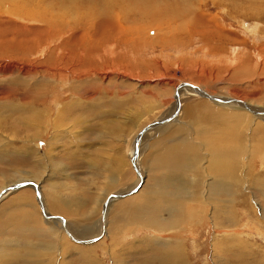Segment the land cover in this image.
<instances>
[{
    "label": "rangeland",
    "instance_id": "obj_1",
    "mask_svg": "<svg viewBox=\"0 0 264 264\" xmlns=\"http://www.w3.org/2000/svg\"><path fill=\"white\" fill-rule=\"evenodd\" d=\"M180 82L264 108V0H0V192L88 240L144 179L88 245L4 196L0 264H264L261 114L185 89L131 157Z\"/></svg>",
    "mask_w": 264,
    "mask_h": 264
},
{
    "label": "water",
    "instance_id": "obj_2",
    "mask_svg": "<svg viewBox=\"0 0 264 264\" xmlns=\"http://www.w3.org/2000/svg\"><path fill=\"white\" fill-rule=\"evenodd\" d=\"M185 88H190L194 94H195V91L197 90V87L195 86H191L190 83L188 82H180L176 88H175V91H174V106H173V109H172V113H170L166 118H163V119H160V120H157L155 122H153L152 124H150L149 126L145 127L142 131H140L138 134H136L132 140V155H135L136 153H138V145H139V141H140V137L142 136V134L148 130L150 127H153V126H165L167 124H169L170 122H172L174 120V118H176L178 115V103H179V100L181 99V95H180V91L182 90H185ZM198 96L200 98H204V99H207L208 101L212 102V103H215V104H219V105H228V106H234L238 109H242V110H245V111H248L250 112L251 114H253L255 117H259L258 115L261 114L263 115L264 113L262 112V109L263 108H260L258 106H252L250 105L249 103L247 102H244V101H241V100H238V99H234V98H231V97H225V96H219V95H209L205 92H202V93H197ZM264 110V109H263ZM136 159H130V162L132 164V167L135 171V174H136V177H137V185L131 189V190H127V192L125 193H117L116 195H113V196H110L109 198L106 199V201L104 202L103 204V207H102V215L100 217V233L91 238V239H88V240H82V239H78V238H75V237H72L69 232H68V228L67 225H66V220L61 217V216H58V215H53V214H50L48 212H46V209L42 203V197H41V187H40V184L32 181V180H20L14 184H11L9 185L8 187L6 188H3L2 191L0 192V199L3 198L4 196L8 195V194H12L14 192H17L18 190H21L23 188H31L33 189L34 191V194H35V198H36V201H37V204H38V207H39V210H40V213L42 215L43 218H45L46 220H51V221H58L61 223V226H62V229L64 230V232L67 234L68 238L73 241L74 243H77V244H80V245H88V244H92L94 242H96L97 240H99L102 235L104 234V229H105V215H106V210H107V207L109 205L110 202L112 201H115V200H118V199H121L127 195H132L134 193H136L140 187L142 186L143 184V177L140 175V172L136 166Z\"/></svg>",
    "mask_w": 264,
    "mask_h": 264
},
{
    "label": "bare ground",
    "instance_id": "obj_3",
    "mask_svg": "<svg viewBox=\"0 0 264 264\" xmlns=\"http://www.w3.org/2000/svg\"><path fill=\"white\" fill-rule=\"evenodd\" d=\"M62 4V3H61ZM135 7V6H134ZM32 8V7H31ZM157 9V8H156ZM23 10V9H22ZM112 18V17H111ZM157 18V17H156ZM198 18V17H197ZM102 19V18H101ZM110 21V20H109ZM112 22V21H111ZM111 22H109V23H111ZM107 23V22H106ZM5 24V23H4ZM108 24V23H107ZM51 25V24H50ZM94 25V24H93ZM115 25V24H114ZM190 25V24H189ZM112 26H113V24H112ZM116 26V25H115ZM104 27V26H103ZM94 28V27H93ZM118 28V27H117ZM92 30V29H91ZM93 30H95V28L93 29ZM110 30V29H109ZM108 30V31H109ZM30 31V30H29ZM125 31V30H124ZM123 31V32H124ZM47 32V31H46ZM111 32H113L114 33V31H111ZM118 32V31H117ZM30 33V32H29ZM99 33V32H98ZM107 32H105V34H106ZM109 33V32H108ZM107 33V34H108ZM24 34V33H23ZM31 34H32V32H31ZM117 34V33H116ZM121 34V33H120ZM27 36V35H26ZM105 36V35H104ZM104 36H102V37H104ZM108 36V35H107ZM110 36V35H109ZM127 36V35H126ZM95 37V36H94ZM93 37V38H94ZM96 38V37H95ZM107 39V38H106ZM111 39V38H110ZM15 43V42H14ZM23 45V44H22ZM10 46V45H9ZM8 47V46H7ZM15 47V46H14ZM17 47V46H16ZM6 49V48H5ZM17 49V48H16ZM13 51V50H12ZM5 52H7V51H5ZM3 54V53H2ZM74 56V55H73ZM78 59V58H77ZM81 60V59H80ZM77 69V68H76ZM191 86H193L192 84H191ZM185 89H187V91L189 92V94H193V95H195L196 97H199L198 96V94L197 93H202V91L200 90V89H198L197 88V90L195 91V94H194V92L190 89V88H185ZM209 95H212V93H208ZM180 95H181V97H183V95L184 94H182V90L180 91ZM192 95V96H193ZM214 96V95H213ZM219 96H222V95H219ZM33 97V96H32ZM31 97V98H32ZM200 98V97H199ZM44 100H45V97H44V95H42V94H36V96H35V98L33 97V99L31 100L32 101V104H36L37 105V103L38 104H41V102L43 103L44 102ZM30 104V103H29ZM206 104V103H205ZM205 104H204V106H205ZM36 105H34L33 107H30V105H28L27 103L26 104H23V105H21L23 108H25V110H23V112H25L26 111V109L28 108V109H30V111H31V114L29 115V116H26V119H25V122L27 123V122H34V121H38L39 119H40V116H39V113H37L38 112V108L36 109L35 107H36ZM200 106H201V104H199ZM207 105V104H206ZM22 107H20L21 109H23ZM178 107H180V100H179V103H178ZM206 108V107H205ZM231 108H236V107H234V106H231ZM196 109V108H195ZM194 109V110H195ZM199 109V108H198ZM208 109V108H207ZM264 109V108H263ZM262 109V112L264 113V110ZM63 110L64 111H66V106L65 107H63ZM17 111H19V110H17ZM207 111V110H206ZM20 112V111H19ZM170 113H171V111H170ZM169 113V114H170ZM194 113V112H193ZM193 113H189V115H192ZM63 114V113H62ZM168 114V115H169ZM240 117V116H239ZM238 117V118H239ZM241 118V117H240ZM258 118V117H257ZM58 119H59V117H58ZM61 119V118H60ZM262 120L264 121V114L262 115ZM1 121V120H0ZM147 126H149V125H147ZM146 126V127H147ZM159 128V127H161V126H153V127H150L148 130H146L143 134H146L148 131H150L151 129H154V128ZM144 129V128H143ZM142 129V130H143ZM141 130V131H142ZM142 134V135H143ZM142 137V136H141ZM165 153H166V151H165ZM164 153V154H165ZM134 155H132L131 157H133ZM169 156V155H168ZM168 156H166V157H168ZM135 159V158H134ZM133 159V160H134ZM176 165V164H175ZM140 172V171H139ZM140 175L142 176V174H141V172H140ZM143 177V176H142ZM133 189V188H132ZM185 189V188H184ZM129 190H131V189H129ZM226 190V189H225ZM125 192H127V191H124V192H121V193H125ZM182 192V191H181ZM222 193H224L223 192V190H222ZM117 194V193H116ZM116 194H112V195H110V196H113V195H116ZM181 194V193H180ZM147 195V194H146ZM150 195V194H149ZM109 196V197H110ZM128 196H131V194L130 195H127V196H125V197H123V198H126V197H128ZM148 196V195H147ZM151 196V195H150ZM189 196H191V195H189ZM108 197V198H109ZM123 198H121V199H123ZM151 198H152V196H151ZM176 199V198H175ZM119 200V199H118ZM67 201V200H66ZM173 201V200H172ZM169 204V203H168ZM58 206V205H57ZM172 206V205H171ZM149 207V206H148ZM55 208H57L54 204H52L51 205V209L50 210H53V211H57L58 209H56L55 210ZM103 210V209H102ZM52 211V212H53ZM100 224V223H99ZM66 225H67V223H66ZM73 226V225H72ZM74 227V226H73ZM67 228V227H66ZM81 228V227H80ZM73 229V228H72ZM64 231V230H63ZM78 231V230H77ZM81 231V230H80ZM79 231V232H80ZM88 232V231H87ZM98 232V231H97ZM89 234V233H88ZM90 235V234H89ZM98 235V234H97ZM81 236V235H80ZM88 236V235H87ZM91 238V237H90ZM89 238V239H90ZM83 239H84V237H83ZM180 254V253H179ZM170 255H165L164 257L166 258V260H170V258L172 257V256H170ZM180 258H182V257H180ZM172 259H174V258H172ZM178 259V258H177ZM181 260V259H180ZM171 261V260H170ZM183 261V260H182ZM181 261V262H182ZM170 263H172V264H180V263H178V262H176V260L174 261V262H170Z\"/></svg>",
    "mask_w": 264,
    "mask_h": 264
},
{
    "label": "crops",
    "instance_id": "obj_4",
    "mask_svg": "<svg viewBox=\"0 0 264 264\" xmlns=\"http://www.w3.org/2000/svg\"><path fill=\"white\" fill-rule=\"evenodd\" d=\"M113 158V157H112Z\"/></svg>",
    "mask_w": 264,
    "mask_h": 264
}]
</instances>
